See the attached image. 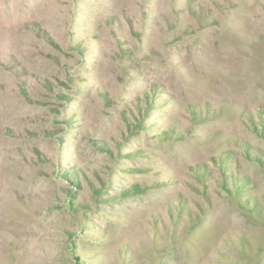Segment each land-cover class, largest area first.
I'll use <instances>...</instances> for the list:
<instances>
[{
  "label": "rangeland",
  "instance_id": "rangeland-1",
  "mask_svg": "<svg viewBox=\"0 0 264 264\" xmlns=\"http://www.w3.org/2000/svg\"><path fill=\"white\" fill-rule=\"evenodd\" d=\"M0 264H264V0H0Z\"/></svg>",
  "mask_w": 264,
  "mask_h": 264
}]
</instances>
